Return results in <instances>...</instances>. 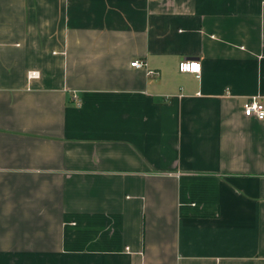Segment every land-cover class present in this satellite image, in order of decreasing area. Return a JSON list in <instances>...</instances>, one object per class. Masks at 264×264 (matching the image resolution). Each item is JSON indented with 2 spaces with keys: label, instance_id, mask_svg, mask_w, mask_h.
Segmentation results:
<instances>
[{
  "label": "crops",
  "instance_id": "1",
  "mask_svg": "<svg viewBox=\"0 0 264 264\" xmlns=\"http://www.w3.org/2000/svg\"><path fill=\"white\" fill-rule=\"evenodd\" d=\"M252 96L264 0H0V264H264Z\"/></svg>",
  "mask_w": 264,
  "mask_h": 264
},
{
  "label": "built area",
  "instance_id": "2",
  "mask_svg": "<svg viewBox=\"0 0 264 264\" xmlns=\"http://www.w3.org/2000/svg\"><path fill=\"white\" fill-rule=\"evenodd\" d=\"M132 67L145 68L146 64L142 61L136 60L131 63ZM179 70L182 73H190L196 75L198 78L202 73V65L196 60H183L179 64ZM148 75L156 74L152 70H148ZM41 73L38 70H29L27 73V79L29 82L40 79ZM244 115L249 118H255L259 121L264 120V104L259 100L258 97H249L243 104Z\"/></svg>",
  "mask_w": 264,
  "mask_h": 264
}]
</instances>
